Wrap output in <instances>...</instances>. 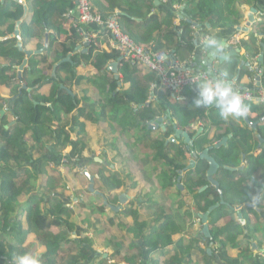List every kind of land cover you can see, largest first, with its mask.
I'll return each instance as SVG.
<instances>
[{
    "label": "trees",
    "instance_id": "16d2710c",
    "mask_svg": "<svg viewBox=\"0 0 264 264\" xmlns=\"http://www.w3.org/2000/svg\"><path fill=\"white\" fill-rule=\"evenodd\" d=\"M33 2L32 19L21 26L26 36L23 49L17 46L16 38L0 39V57L3 60V64H0V90L2 94H7L0 95V264H14L16 256L29 253L30 249L24 247V243L31 234L36 235L45 248L40 255L42 264H108L105 253H98L85 229L73 222L75 214L68 205L70 198L64 192V179L60 173L55 174L56 168L62 164L65 147H71L66 155L67 165L82 167L83 162L91 161L89 158L95 152L83 120L89 113L86 104L93 102L99 108L95 114L98 119L111 117L110 124H117L112 125L113 131L120 128L121 134H133V141L138 140L137 145L150 150L145 154L150 158L151 165L159 168L158 174H155L160 189L170 198L173 197L169 208L152 203L151 198H147V215L140 213V209L145 208L144 204L133 200L131 209L114 218L108 217L107 207L118 202L119 194L127 189L129 181L134 178L131 174L127 175L125 169L114 172L104 164L105 168L96 174L99 179L95 181V191L105 198L91 192L89 187L81 188V192L87 190L88 194L102 202L97 207L87 198H78L76 203L80 211L88 214L81 222L88 223L96 239L107 234L108 229L103 221L107 219L110 227L117 221L118 227L125 229V237L132 242L129 251L135 250L139 255L138 258L132 255L125 257L126 262L198 264L196 257H202L215 261L213 264H264V242L261 237L250 235L249 231L253 232V228L256 230L257 227L244 214L245 210L248 215L256 212L250 205L256 189L264 186V105L253 110L262 122L254 129L246 123L245 118L238 123L230 122L216 117L218 109L214 107H195L193 103L198 97L196 87L184 91L180 100L160 91L161 105L148 104L152 85L156 84L153 74H143L138 65L122 60L119 65L122 78L116 79L108 67L119 61V51H100L93 41L87 44L83 35L87 31L84 25L75 20L73 24L70 23L69 31L65 30L69 23L67 16L72 17L76 11L74 0ZM104 2V20L116 15L123 32L137 44L150 48L152 52H164L171 60H175L176 53L183 50L184 44L190 51L193 50L197 40L193 28L202 37L216 29L236 32L244 22V7L257 8L263 14V21L250 29L241 45L246 49L248 58L253 60L258 61L263 52L264 0H170L169 3L183 7L182 12L169 7L168 3L156 8L155 0ZM102 3L103 0H90L93 9ZM13 4L15 13L12 14L0 2V18L14 21L12 28L24 15L22 5ZM154 10L157 12L151 15ZM177 19L180 25L175 24ZM50 31L54 34L49 33V45L44 54L33 55L22 79H19L17 68L27 58L28 44L38 40L37 50L43 49L45 33ZM105 33L109 34L107 31ZM62 34L67 35L66 40L58 43L55 35ZM5 36L0 33V38ZM86 45L88 51L83 52L81 48ZM69 56L70 61L58 65ZM240 58V55L233 57L223 65L225 69L229 68V80L236 81V85L246 76V70L240 68ZM50 59L54 61L51 63ZM56 65V75L53 76ZM80 66L95 69L96 73L81 75L78 72ZM122 81L125 85L118 91L119 82ZM22 83L30 90L20 91ZM78 86H82L81 94L75 90ZM244 87L251 85L244 84ZM5 106L16 118L15 125L9 129L1 123V112ZM163 114L170 115L171 123L166 125L165 130H150L149 127ZM79 122L81 125L77 129ZM199 122L204 125L201 133L193 130V126ZM177 131L186 132L194 141L190 149L185 147L187 144L182 137L177 139L178 143L167 144ZM72 133L76 135V140L72 139ZM136 134L138 139H135ZM228 137L225 146L215 148ZM86 138H89V142ZM168 145L178 148L175 157L166 152ZM206 149H211L210 156L219 164L214 179L223 192L224 203H221L216 187L208 180L209 162L198 157L195 168L186 172L182 179L192 201L187 205L175 184L180 171L186 169L193 159V154H200ZM259 150L261 152L257 154ZM95 158L98 157L92 160ZM159 162L162 165L158 166ZM51 163L55 167L50 168ZM242 166L244 169L239 170ZM97 181H100L104 191L96 189ZM204 187L207 189L201 192ZM22 197H26V200L22 201ZM106 201L109 205H105ZM193 205L196 212H191ZM215 205L219 207L208 218L211 239H207L202 232L203 227H196L192 222ZM239 206L244 207L239 210ZM257 207L261 209L258 212L260 223H264V193ZM126 218H131V222L128 223ZM187 228L196 232L186 243L184 235ZM72 236L75 239L72 240ZM201 243L219 244L220 247L212 249V254H209ZM232 250H238L239 257H233ZM255 250L261 253L258 255ZM120 254L118 249L114 258Z\"/></svg>",
    "mask_w": 264,
    "mask_h": 264
},
{
    "label": "rangeland",
    "instance_id": "374dc122",
    "mask_svg": "<svg viewBox=\"0 0 264 264\" xmlns=\"http://www.w3.org/2000/svg\"><path fill=\"white\" fill-rule=\"evenodd\" d=\"M244 9L245 10H244V22L243 23H245V21L247 19V17L245 19L246 7H244ZM261 20L263 21V17L261 18ZM261 22H258V23H261ZM241 37H243V36H241ZM240 46L242 47V45H240ZM185 49H188V48H185ZM243 49L246 50L245 48H243ZM188 50H190V49H188ZM246 55L247 54H244L242 56V58H244L246 60V62H250V63L253 64L254 60L250 59V58H247ZM191 61H192V59H191ZM191 61H189V63H186L184 65H188V68H190V66H192V65H190ZM244 69L246 70V74L245 75L248 76V74H249L248 68L244 67ZM224 72L228 73V79H229V76H231V74H229L230 71H229L228 67L225 69L224 66L218 65L216 67V69L214 70V73H217V74H222ZM156 83H157V80H156ZM238 85H241V83H238ZM261 86L264 87V82L261 83ZM196 88H198V87L196 86ZM160 91L166 92L165 95L173 96V94H174L173 92L168 91L166 89H160L158 91V93L157 92L155 93L154 91L153 92L151 91V95H150V99H149L148 103H154V105H161L160 103L163 102V101L161 99V92ZM188 91H190L189 88H187L185 90V92H188ZM185 92H183L181 94V97L184 95ZM153 95H158L157 97L159 98V101H152L151 98H152ZM246 105H247V107L249 109V111H248L249 118L252 121H257V119H259L260 117L258 118L257 117L258 114L254 113L253 110H254L255 107H259L260 105H254V104H250V103H247ZM6 109H7V107H6ZM215 116L216 117L219 116V110H216ZM227 121H230V122L231 121H235V123H238L241 120H231V119H229ZM125 122H127V120H125ZM202 126H204V125L202 124ZM263 128H264V125H263ZM137 135L138 134L135 135V139H138ZM132 136H133V134H129L127 132H124V133L121 134L120 131L117 133V132L113 131L112 129H110L108 132H102V133L96 132V130H94L89 135V138L92 141V145L91 146L93 147L94 152H95L89 158V159H91V161H89V163H87V161L83 162L84 165L82 167H80V166L72 167L70 165H67V163H66V160H67L66 159V155L71 151V147L68 146V147H65V149L62 152V157H63L62 161H61L62 164H60L58 166V168H56L57 171L55 172V174L59 175V173H60L61 176L63 177L64 183L66 185V189H65L64 192L70 198V201H68V205L73 209L74 214H75L73 222L76 225H78L80 227H83L85 229V233H88V237L90 238L92 244L95 243V249L96 250H100L101 253H108L107 248H109V247H108L107 244H109L111 241H113L111 235H108L109 234V232H108V234L105 235V237H106L105 240L99 241L100 239H96L95 236H93V230H91V228L89 227L88 223H84L83 224L81 222L84 219L85 216H88V214H85L82 211H80V209L78 208V206L76 204L78 198L79 199L87 198L88 200L94 202V205L97 206V207L102 202L97 197L94 198L93 195L88 194L86 192L87 190H85L84 193L81 192L82 191L81 188L86 189L87 187H89V180L84 175V171L85 170L88 171L92 175H96L102 168H105L104 164H106V163L102 164V162H100V160L101 161H105V159L106 160L108 159L107 160L108 164H113L114 168H113V166L111 168H113L114 172L115 171H122L123 168H125L126 170H128V169L131 170L130 174L132 175L134 180H130L129 181V186L127 187L129 189H128V191H127V189H125L123 193H126V192L129 193L136 201L140 202V204H144L143 206H145V208L140 209V213L141 214H145V215L149 214L148 210L146 209V207L148 205V199L147 198H151V202L152 203H154V202L156 203L157 202V204L158 203L161 204V202H162L161 205L164 206V207L169 205V201H173V197L170 198L168 195H167L168 196L167 197L165 191L160 189L159 183L156 180V174H158L159 168L156 169V166H153V165L151 166L150 164L145 165V163H143L141 161L140 157L135 155V154L142 153L143 150L140 151L139 149H135V150H133L135 152V154H133L132 152L129 151V149L127 147V144L128 145H132V144H129V141L133 140ZM76 138H77L76 135L74 133H72V139L76 140ZM89 138H86L88 142H89ZM171 139H172V137L170 138V140ZM105 140H107L106 141V144H107L106 146L108 147L107 149H106V147H104V145H102V143L104 144ZM114 140H119L121 143H124V145H120V143L118 144L117 142L115 144H111L112 142H114ZM137 143H138V140H134V144H137ZM106 151H108L107 154H106ZM166 152L169 153L170 156H174L175 157L176 154L178 153V148L175 145H169V148L167 149ZM260 152L261 151L257 152V154H259ZM145 153L148 154V151L147 152L145 151ZM142 154H144V152ZM146 154H144L141 157L144 160H146V162L148 163L150 158L148 157V155L146 156ZM95 156H97L99 160H97V158L92 160L93 157H95ZM133 157L135 159H139L140 160V161H137V164H135L134 166H132L131 163L129 165V161H131V159ZM53 167H55V165L53 163H51L50 164V168H53ZM155 172H156V174H155ZM125 176H126V174H125ZM225 179H227V178H225ZM77 181L78 182L79 181L82 182V183H80L81 187H79V183H77ZM135 183H136V185H133ZM96 184H97L96 185V189H98L99 191L100 190L104 191L100 181H97ZM201 192H203V191H201ZM80 196H81V198H80ZM226 198H228L227 195H226ZM21 200L25 201L26 197H22ZM193 207H194L193 208V212L194 211L196 212V209H195L196 207L194 205H193ZM240 207L243 208L244 206H239L238 208H240ZM126 209H128V208H126ZM256 212L252 211L248 215L247 210L244 211L246 219L248 221H250L251 224L254 227H257L256 230L253 228V232L257 233V234H254L252 231H249V233H250L251 236H255V238H256V236L261 237L262 241L264 242V223L263 222L260 223V215H259V213H258L259 211L257 209H256ZM204 213L205 212H202L201 214H204ZM255 219H256V221L258 219L259 223L256 222ZM197 221H198V219L195 217L192 223L194 224V226L199 227L200 224ZM195 224H197V225H195ZM222 224H223V222L220 223V225H222ZM239 229H240L239 232H241V228H239ZM187 230L188 231L185 233V236H184L185 239H186V243L188 242V240L191 237V235L192 234L194 235V233L196 232V230H194V229L191 230L190 228H187ZM248 230H250V226H249ZM113 231H115V234L118 235L117 229L112 230L111 232L114 233ZM120 235H121V233H120ZM72 237H73L72 240L75 239V236H72ZM246 238H248V237L246 236ZM117 239H119L118 241H120L119 243L121 245V246L118 245V248H120V251H121L120 253L121 254L123 253V255L124 254L127 255L126 254L127 246L121 241L122 238L120 236H117ZM203 245H204V248H207V250L209 248L210 249H218L220 247L219 244H216V246H213V244H212V246H210L211 243H208V244H204L203 243ZM24 247H28L30 249L29 253H32L34 255H39V256L44 253V249H45L43 244L40 241H38L37 236L34 235V234H31V235L28 236V239L24 243ZM256 249H258V248H256ZM263 249H264V247H263ZM255 253H257L259 255V253H261V252H259L258 250H255ZM211 254H212V252H211ZM239 255H240V252H238V250H232V256L233 257L237 258V257H239ZM135 257H139V255L136 254ZM117 258L119 260V262H117V264H126V261L124 260L125 257H121V255H119V257H117ZM117 258L108 257V258H106L107 259V263L111 264V259L112 260H116ZM196 258H197L196 262L198 264H213L215 262V261L214 262L211 261L210 259H205V258H202V257H196ZM98 259H99V257H98ZM113 264H115V263H113Z\"/></svg>",
    "mask_w": 264,
    "mask_h": 264
},
{
    "label": "crops",
    "instance_id": "0c3cea01",
    "mask_svg": "<svg viewBox=\"0 0 264 264\" xmlns=\"http://www.w3.org/2000/svg\"><path fill=\"white\" fill-rule=\"evenodd\" d=\"M34 0H0V2L3 4V5H5L6 6V8H8L10 11H11V13L13 14V13H15L14 12V10H15V7H14V2H16V3H19L20 5H22V7L24 8V15H23V17L21 18V20H19V21H17V22H15V26L12 28L11 26H12V24L14 23V21H12L11 19H9V18H6V17H2V18H0V33L1 34H6V36L5 37H1L0 39L2 40V41H4V40H10V39H13V38H17L16 37V35H15V32L16 31H18V35H19V37H20V39H21V42H22V46H23V40H24V38L26 37L25 36V33L22 31V28H21V26H22V24L24 23V22H30L31 21V19H32V16H33V13H32V10H33V6L35 5V3L33 2ZM41 3H43V1H48V0H39ZM102 1V0H101ZM155 1H157V0H155ZM170 2V0H162L161 1V3L159 4V6H156V8L157 7H162V6H164L165 4H170L169 5V7H172L174 10H179V12H182L183 11V7H181V6H178V5H173V4H171V3H169ZM34 3V4H33ZM106 5V3L104 2V0H103V3L101 4V6H98L97 8H95L94 10L97 12V13H99V14H101L102 15V12L104 11V8L106 7L105 6ZM250 7H246V16H245V19H246V17H247V15L249 14V12H250ZM157 12V10H154L152 13H151V15H153L154 13H156ZM68 17V16H67ZM77 19V14L76 13H74V16H72V17H68V21H69V23H67V25L65 26V30H67V31H69V27H70V25L71 24H73V22H74V20H76ZM261 19V18H260ZM247 22V19H246V21H245V23ZM19 23V24H18ZM71 23V24H70ZM245 23H243V25L242 26H244L245 25ZM175 24L176 25H180V22H179V19H177V20H175ZM83 27H85V29H86V33H88L91 37H90V42L91 41H93L94 43H95V45L97 46V48L100 50V51H110V50H112V49H115L114 48V45H113V42H112V39H111V36L109 35V34H107V33H105L106 31H104V30H102V29H100L98 26H94V25H91V26H83ZM193 31H194V34L196 33V30L193 28ZM212 33H214L215 34V36L217 37V38H223V39H227L228 40V43H229V41H230V39L233 37V36H237V32L238 31H236V32H233L231 29H216V30H214V31H211ZM49 33H53L54 34V32L53 31H50V32H46L45 33V43H44V48L43 49H41V50H44V52H45V50H46V48L48 47L47 45H46V43H47V40H48V45H49ZM182 33V30L181 31H179V34H181ZM249 33V32H248ZM248 33H244V34H242L241 36H243V37H245V38H247V35H248ZM55 37H56V39H57V42L58 43H60V42H65V40H66V37H67V35L66 34H62V35H55ZM38 43H39V41L38 40H32L29 44H28V46H27V51H39V50H37V46H38ZM17 46H18V40H17ZM186 45L184 44V47H183V50L181 51V52H179V53H176V55H175V60H176V62H178L180 65H184V64H186V63H189V61H191V59H192V57H193V55H194V53H195V47L193 48V50H188V49H184V48H186L185 47ZM81 50L83 51V52H86V51H88L87 50V45L86 46H83L82 48H81ZM240 51H241V53H240V60L239 61H241V63L242 62H246V60L244 59V58H242V56L245 54V50L244 49H240ZM2 57H0V64L2 65L3 63H2ZM54 60L53 59H50V62L52 63ZM198 61V60H197ZM198 65L195 67H193V66H190V68H192V69H194V70H196V71H206L207 69L206 68H200V65H201V61H198ZM249 63V62H248ZM225 64H226V62L224 63V64H222L221 66H225ZM218 65H220L219 63H215L214 64V67H213V69L215 70L216 69V67L218 66ZM28 67V66H27ZM26 67V68H27ZM240 67H241V65H240ZM140 72H142L143 74H147L148 73V71L146 70V69H143V68H140ZM208 71V70H207ZM78 72H79V74H81V75H88V74H93V73H96V70L95 69H89L88 67H85V66H80L79 67V69H78ZM18 73H19V70H18V68H17V75H18ZM250 75L248 74V76L246 75L243 79H242V81H241V85L240 86H243L244 87V84H249V80H250ZM119 78H122V75L119 73ZM122 83V86H119V88H118V91H120L122 88H123V86L125 85L124 83H123V81L121 82ZM23 84H25V83H22L21 84V88H22V85ZM26 85V84H25ZM27 86V85H26ZM45 89H47V88H45ZM75 90H76V92H78L79 94H81L82 93V86H78V87H76L75 88ZM2 91H4V92H6L7 90H5V89H3ZM0 95H4V96H7V94H2V92L0 91ZM96 98H99V96L98 95H96ZM14 99V98H13ZM96 100H98V99H96ZM85 103H83V104H81L80 106H82V105H84ZM86 106L89 108L88 109V111H89V113L85 116V118H84V120L83 121H85L86 122V125H87V132L89 133V135H90V133L92 132V131H94V130H96V132H100V133H102V132H108L110 129H112L113 130V128H112V125H114L115 123L113 122V123H111L110 124V122L112 121V118L110 117V119H98L97 117H96V113L98 112V110H99V108H97V106H96V103L95 102H93V103H90V104H86ZM5 110H4V113H3V115H2V117H3V119H2V121H1V123L2 124H4V126L6 127V129H9L10 127H13L14 125H15V123H16V118H15V116L13 115V114H11V112H9L7 109H6V106H5V108H4ZM258 118L260 117V116H257ZM261 118V117H260ZM259 118V119H260ZM259 119H257V121H253V122H258L259 121ZM252 121V120H251ZM198 124H200V122L198 123ZM80 125H81V122H79L78 123V125H77V129H79L80 128ZM115 125H117V124H115ZM197 127V124H195L194 126H193V130H194V128H196ZM203 127V126H202ZM98 130V131H97ZM120 131V128H119V130H116V132L118 133ZM121 139V138H120ZM94 142V141H93ZM120 143V145H124V143H121L119 140H114V142H112L111 144H115V143ZM90 143L92 144V141L90 140ZM97 144V143H96ZM102 145H107L106 143H102ZM123 147V146H122ZM108 147H106V149H107ZM108 153V151H106V154ZM108 160V159H107ZM106 159H105V161H107ZM88 163V162H87ZM102 163H104V161H102ZM145 163V165H148V164H150L151 165V163H147V162H144ZM152 166V165H151ZM154 166V165H153ZM77 183H79V187H81V185H80V183H82V182H78L77 181ZM86 184V183H85ZM128 189L129 188H127V191H128ZM122 193V192H121ZM120 193V194H121ZM123 194H126V195H128L129 196V199H131V198H133L129 193H123ZM123 194H121V195H123ZM80 198H81V196H80ZM120 204V202L118 201V202H116V204L115 205H113V204H111V205H113V206H117V205H119ZM126 208H128V204H124L123 206H122V208H121V210H120V212H115V211H112L109 207H107V209H106V214H107V216L108 217H111V218H114L115 217V215H117L118 216V214L119 213H123L124 211H126ZM97 221H99L100 220V217L99 218H97L96 219ZM126 221H128V223L129 222H131V218H129V219H125ZM124 220V221H125ZM130 220V221H129ZM103 221H104V223H105V228H107L108 229V231H107V234H108V232H109V234L108 235H111V237H112V240L113 241H111L109 244H107L108 245V247L109 248H107V250H108V253H105V255H104V257L105 258H108V257H114V254H115V252L119 249L120 250V248H118V245H120V241H118L119 239H117V236H120L121 238H122V242L127 246V249H126V254L128 255V256H130V255H132V256H135L137 253H136V251L135 250H133V251H129V246H130V244H132V242H131V239H129L128 237H125L126 235H125V233L124 232H126L125 231V229L124 228H120V227H118V222L116 221V223H115V225L114 226H112V227H110V225L108 224V221H107V219H103ZM124 221H121V222H124ZM201 223H202V221H201ZM203 227V225L201 224V225H199V227ZM201 227V228H202ZM97 229V228H96ZM115 229H117V233H118V235L117 234H115V231H113L114 233H112L111 231L112 230H115ZM119 229V230H118ZM202 230H203V228H202ZM111 233V234H110ZM120 233H121V235H120ZM93 236H95V234H94V232H93ZM185 236V235H184ZM110 237V238H111ZM105 236H99L97 239H100V241H102V240H105ZM202 247H204V245H203V243H201L200 244ZM121 246V245H120ZM110 250V251H109ZM107 252V251H106ZM110 252V253H109ZM121 252V251H120ZM98 253H101V251L100 250H98ZM121 255V257H126L127 255H123V253L122 254H120ZM155 255H157V254H153V256H155ZM119 257V256H118ZM117 258V257H116ZM136 258H138V257H136ZM161 259H163V258H161ZM117 262H119V260H118V258L116 259V260H112L111 259V264H113V263H117ZM126 264H138L137 263V260L134 262V263H130V262H126Z\"/></svg>",
    "mask_w": 264,
    "mask_h": 264
},
{
    "label": "built area",
    "instance_id": "2783aa9c",
    "mask_svg": "<svg viewBox=\"0 0 264 264\" xmlns=\"http://www.w3.org/2000/svg\"><path fill=\"white\" fill-rule=\"evenodd\" d=\"M74 2L76 5L75 13L77 14L75 21L78 24L84 26L94 25L107 31L111 36L115 50L120 52L123 60L130 62L131 65H138L154 75L157 83L152 85V92L156 93L157 90L166 89L174 93L173 96L176 100H180L182 98L181 94L187 88L196 87L201 80L213 79L220 75L214 73V69L211 72L207 70L196 71L188 68V65H180L175 60H171L170 56L164 52H152L150 48L137 44L123 32L116 15L104 20L102 15L92 8L90 0H74ZM242 34L239 32L237 36H233L229 44L234 48H240L241 41L244 38L241 37ZM83 35L85 36V41L90 43L91 36L84 32ZM246 57L248 58V55ZM247 68L251 75L249 80L251 87L246 88L231 81L232 86L239 91L245 104L250 103L262 106L264 105V87L261 86V83L264 82V65L259 67L256 59L253 64L249 63ZM196 77L199 78L193 83L192 79ZM157 99L156 95L151 98L152 101ZM199 128H202L201 123L197 124L194 130ZM197 222L200 223V219Z\"/></svg>",
    "mask_w": 264,
    "mask_h": 264
},
{
    "label": "water",
    "instance_id": "95a60500",
    "mask_svg": "<svg viewBox=\"0 0 264 264\" xmlns=\"http://www.w3.org/2000/svg\"><path fill=\"white\" fill-rule=\"evenodd\" d=\"M161 1L162 0L155 1V6H159ZM261 16H263V14L257 8H251L249 14L247 15V22L245 23L244 26L239 27L237 29V31L242 32V33H248L250 31V29L257 22H259L258 18ZM18 34H19L18 31H16L15 35L17 37L16 39L18 40V47L20 49H23L22 42H21V39H20ZM195 37L197 38V40L195 41V53H194V55L192 57V61H191V65L193 67L194 66L196 67L199 64L198 61H201L200 68H206L209 72H211L213 70L215 63H219L220 65H222L225 62H227L229 59H231L233 57H238L241 53L240 49L234 48L233 46H231L228 43L227 39H223L220 37L217 38L215 36V34L212 32H210V34H208L207 36H203V37L197 32V33H195ZM46 45L48 46V40H47ZM262 47H263V52L261 53V55L258 59L259 67L263 66L262 62H263V56H264V44H262ZM26 54H27V58L24 60L23 64L20 67H18V70H19L18 78L19 79H22L23 72L29 64V59L33 55L44 54V50L26 51ZM70 60H71V57L69 56L66 60H63L58 65L65 63V62H68ZM122 60H123V58L121 57L119 59V61L111 63L108 67L109 70L114 74L116 79L119 78V65H120V62ZM58 65L55 66V69L53 71V76L56 75V68ZM248 66H249V63L242 62L240 68H244V67H248ZM239 76H240V73L238 74L237 78ZM234 82H236V81H234ZM119 86H122L121 82H119ZM23 89L24 90H30L25 84L22 85V88L20 89V91H22ZM3 113H4V111L1 112L2 115H3ZM170 118H171L170 115L158 118L153 123V125H151L149 127V129L155 130L157 127H161L163 130H165L166 129V123H164V122L167 121L168 122L167 125L170 124L171 123ZM245 121L250 127H253L254 129H256L258 124L260 123V122H252L248 115L246 116ZM201 132H202V129L200 130V133ZM181 137L184 138L185 142L191 143L193 141L186 132H182V131H177V133L171 139V141L175 142L177 139H179ZM229 138L223 139L218 145L215 146V148L219 149V148L225 146L227 144ZM190 146H192V145H190ZM210 150L211 149H206L200 155H198V154L193 155L194 159L190 161L187 168L184 171H180V177L178 179V186L181 187L180 182H181V178H182L183 173L195 168V165H196L195 160L198 157H200L201 159H206L210 165L209 170H208V174H207L209 182L211 183L212 186L216 187V190L219 192L221 199H222L221 203H224L223 192L219 187V183L214 179V176L217 174V172L219 170V164L215 161L214 158H212L210 156V154H209ZM244 159H243V162H244ZM97 160H99V159L97 158ZM100 162H102V161L100 160ZM243 169H244V166H242L239 170H243ZM84 175L89 180V190L91 192L97 194V195H102L100 192L95 191V181L98 177L90 174L86 170L84 171ZM206 189H207V187H204L201 191H205ZM260 193H261V191H258L256 199L254 201V204H256L257 198L259 197ZM102 196L104 197V195H102ZM126 198H127V195L123 194L120 197V201H119L120 204L119 205H117V206L109 205L107 201L105 202V205H109V208L112 211L120 212L122 206L125 204V201H123V199H126ZM218 207H219V205H215V206L211 207L206 213L199 215V218L201 219L202 224H203L202 232H203L205 238H207V239H211V233H210L209 226H208V218H209L210 214L214 210H216ZM238 209L240 210L242 208L240 207ZM210 246H212V243ZM211 252H212V249L209 248L208 253L211 254Z\"/></svg>",
    "mask_w": 264,
    "mask_h": 264
},
{
    "label": "clouds",
    "instance_id": "9594fccd",
    "mask_svg": "<svg viewBox=\"0 0 264 264\" xmlns=\"http://www.w3.org/2000/svg\"><path fill=\"white\" fill-rule=\"evenodd\" d=\"M260 18H262V16L258 18L259 22L262 21ZM243 39H245V37ZM239 49H243V48L240 46ZM245 54H246V50H245ZM198 78L199 77L192 79V82L195 83L196 79ZM197 87H198V97L194 100L193 103L195 107L197 108L214 107L219 110V116L221 119L224 120H229V119L241 120L246 118V116L248 115L249 109L247 105L244 103L239 91H237L232 86L231 81L228 79L227 72H224L213 79L201 80L200 83L197 84ZM14 264H42V260L39 255H34L32 253H25L16 256L14 258Z\"/></svg>",
    "mask_w": 264,
    "mask_h": 264
},
{
    "label": "flooded vegetation",
    "instance_id": "af4514ba",
    "mask_svg": "<svg viewBox=\"0 0 264 264\" xmlns=\"http://www.w3.org/2000/svg\"><path fill=\"white\" fill-rule=\"evenodd\" d=\"M155 101H158V99L157 100H155ZM166 115L165 114H163L161 117H165ZM158 119V118H157ZM156 119V120H157ZM155 120V121H156ZM164 123H166V125H167V121H165ZM159 129H162L161 127H157L155 130H159ZM202 128H199L198 130H199V132H200V130H201ZM163 130V129H162ZM173 138V137H172ZM169 142H172V143H178V141L176 140L175 142H173V141H171L170 139L167 141V144H169ZM129 144H132V145H128L127 144V147H128V149H129V151L130 152H132L133 154H135V152L133 151V150H135V149H139L140 151L141 150H143L142 151V153L144 152V154H145V151H146V148H144V146L143 145H137V144H134V141L132 140H130L129 141ZM186 144H187V146H185L187 149H190L192 146H193V144H194V141H192L191 143H189V142H186ZM219 144V143H218ZM217 144V145H218ZM190 145H192V146H190ZM169 146V145H168ZM216 146V145H215ZM259 149H261V145L259 146ZM148 151H150V150H148ZM259 151H261V150H259ZM147 152V151H146ZM142 153H139V154H135V155H137V156H139L140 157V159H141V161L144 163V162H146V160H144L141 156H143L144 154H142ZM203 153V152H202ZM195 154H197V153H195ZM201 154V153H200ZM200 154H198V155H200ZM194 155V154H193ZM145 157V156H144ZM193 159H194V157H193ZM193 159H191V160H193ZM190 160V161H191ZM197 160V159H196ZM195 160V161H196ZM137 161H140L139 159H135L134 157L131 159V161H129V165H130V163H131V165L132 166H134L135 164H137ZM190 161H189V163H190ZM148 163H151V161L149 160L148 161ZM189 163H188V165H189ZM244 163V162H243ZM106 165H108L109 166V168L113 171V168H114V166H113V164H108V163H106ZM160 165H162V162H159L158 163V166H160ZM113 166V168H111ZM196 166V165H195ZM130 167V166H129ZM123 169H125V168H123ZM185 170V169H184ZM183 170V171H184ZM124 171H126V174L128 175V174H130L131 172V170H124ZM119 172H121V171H119ZM188 172V171H187ZM186 174V172H184L183 173V175H182V178H181V182H180V184H181V187H179L178 186V179H177V182H176V188L177 189H179L180 190V193H181V197L182 198H184V199H186L185 201L187 202V205L188 204H192V201H190V197H188V195H187V192H186V189L184 188V186H183V183H182V179H183V177H184V175ZM207 174H208V172H207ZM94 176H97V175H94ZM208 176V175H207ZM98 178L97 179H99V176H97ZM179 177H180V175H179ZM96 179V180H97ZM209 180V179H208ZM211 184V183H210ZM128 186H129V183H128ZM127 186V187H128ZM184 191V192H183ZM258 191H261V193H260V195H259V197L257 198V202H256V204H254V201H255V199H256V196H257V193H258ZM174 193H177V191H173ZM183 192V193H182ZM264 193V186L262 187V188H257L256 189V195H255V197L253 198V201H252V204L250 205L252 208H254L255 210L257 209L259 212L261 211V209H259L258 207H257V205H258V200H259V198H260V196L262 195ZM121 194H123V193H121ZM121 194H119V198H118V201H120V196H121ZM166 196H167V194H166ZM168 197V196H167ZM135 201L136 202V200L134 199V198H131V199H129V196L127 195V198L126 199H123V201H125V204H128V209H131V202L132 201ZM167 202V201H166ZM137 203H138V201H137ZM161 204H162V202H161ZM170 204H172V201H169V205L167 206L168 208L170 207ZM109 207V206H108ZM184 211H186V210H184ZM191 212H193V207L191 208ZM255 221H256V219H255ZM257 222V221H256ZM200 225H201V221H200V223H199ZM195 225H197V224H195ZM203 225V224H202Z\"/></svg>",
    "mask_w": 264,
    "mask_h": 264
}]
</instances>
